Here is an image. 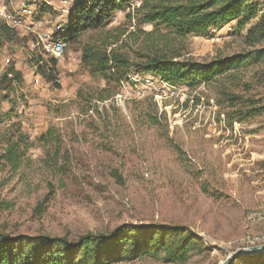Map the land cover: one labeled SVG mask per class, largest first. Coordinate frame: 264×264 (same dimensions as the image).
<instances>
[{
	"label": "rangeland",
	"instance_id": "374dc122",
	"mask_svg": "<svg viewBox=\"0 0 264 264\" xmlns=\"http://www.w3.org/2000/svg\"><path fill=\"white\" fill-rule=\"evenodd\" d=\"M74 2L62 12L60 0H50L44 29L60 17L68 24ZM140 2L130 0L104 27L66 42L59 86L38 72L37 60L50 56L33 54L27 37L0 40V80L11 64L22 74L0 89V112L13 110L11 123L0 124V153L4 136L16 134L12 124L34 143L21 168L0 171V230L76 240L123 224L184 227L192 245L183 260L150 253L110 264H222L238 249L264 244V58L192 87L133 71L115 85L87 71L82 47L113 48L133 61L160 50L207 62L262 54L264 39L251 42L248 27L234 20L208 36L177 37L139 24ZM103 89L111 95L99 101ZM50 127L61 138L58 155L37 142ZM230 264H264V249Z\"/></svg>",
	"mask_w": 264,
	"mask_h": 264
},
{
	"label": "trees",
	"instance_id": "16d2710c",
	"mask_svg": "<svg viewBox=\"0 0 264 264\" xmlns=\"http://www.w3.org/2000/svg\"><path fill=\"white\" fill-rule=\"evenodd\" d=\"M129 2L75 0L68 14L65 40L72 44L85 31L104 27L112 12ZM39 12L53 13V10L42 5ZM136 12L139 24H151L158 30L163 28L177 37L208 36L210 29L234 20L238 28L248 27L246 35L251 42L264 39V0H141ZM127 17L131 18L130 15ZM15 33L14 29L0 21V40L12 39ZM259 52H240L203 62L168 55L160 50H149L140 60L133 61L113 48L107 50L106 47L85 44L81 60L89 73L99 75L115 85L128 79L129 73L133 71L136 74H153L171 85L192 87L199 83H210L252 59L264 58V52ZM37 70L47 82L59 86L56 82V58L43 59V64H39ZM13 79L21 82L22 74L11 64L0 80V89H10ZM105 92L103 89L97 95L99 101L111 95ZM12 111L8 109L0 112V124L11 123ZM12 126V133L16 134L10 133L11 136L3 138L5 144L1 146L0 171L8 168L16 172L22 167V162L29 161L26 153L34 145L25 134L18 131L17 125ZM37 142L46 151L53 147L55 155L60 153L61 138L54 128L43 132ZM191 238V232L184 227L168 228L163 225L123 224L110 234L86 233L76 240H69L65 236L12 235L0 230V264H110L150 253H163L169 260H183L191 249Z\"/></svg>",
	"mask_w": 264,
	"mask_h": 264
},
{
	"label": "built area",
	"instance_id": "2783aa9c",
	"mask_svg": "<svg viewBox=\"0 0 264 264\" xmlns=\"http://www.w3.org/2000/svg\"><path fill=\"white\" fill-rule=\"evenodd\" d=\"M60 2L63 6L61 11H66L65 7L70 0H60ZM42 5L50 6V0H0V20L21 36L27 37V44L33 54L39 52L41 56L46 54L58 59L63 56L66 47L64 34L68 24H65L64 18L60 17L52 25L51 30L46 31L43 26L46 15L38 10ZM43 59L45 58L41 57L37 60L36 68L39 64H43Z\"/></svg>",
	"mask_w": 264,
	"mask_h": 264
},
{
	"label": "water",
	"instance_id": "95a60500",
	"mask_svg": "<svg viewBox=\"0 0 264 264\" xmlns=\"http://www.w3.org/2000/svg\"><path fill=\"white\" fill-rule=\"evenodd\" d=\"M264 249V244L263 245H258V246H252L248 248H241L236 250L233 254H231L222 264H230L232 260L240 255H245V254H251L254 253L258 250H263Z\"/></svg>",
	"mask_w": 264,
	"mask_h": 264
}]
</instances>
